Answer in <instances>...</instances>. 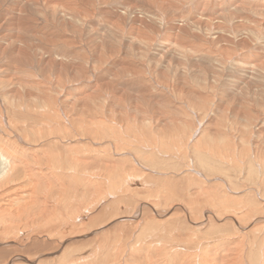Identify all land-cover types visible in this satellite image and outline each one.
Wrapping results in <instances>:
<instances>
[{
  "label": "bare ground",
  "instance_id": "6f19581e",
  "mask_svg": "<svg viewBox=\"0 0 264 264\" xmlns=\"http://www.w3.org/2000/svg\"><path fill=\"white\" fill-rule=\"evenodd\" d=\"M0 264H264V0H0Z\"/></svg>",
  "mask_w": 264,
  "mask_h": 264
}]
</instances>
